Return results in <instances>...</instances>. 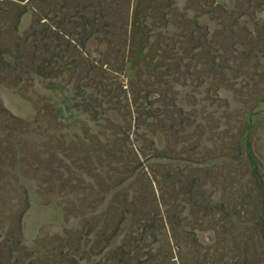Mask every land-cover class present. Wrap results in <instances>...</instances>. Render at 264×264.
I'll return each instance as SVG.
<instances>
[{"label":"rangeland","instance_id":"1","mask_svg":"<svg viewBox=\"0 0 264 264\" xmlns=\"http://www.w3.org/2000/svg\"><path fill=\"white\" fill-rule=\"evenodd\" d=\"M0 264H264V0H0Z\"/></svg>","mask_w":264,"mask_h":264},{"label":"trees","instance_id":"2","mask_svg":"<svg viewBox=\"0 0 264 264\" xmlns=\"http://www.w3.org/2000/svg\"><path fill=\"white\" fill-rule=\"evenodd\" d=\"M87 24H88V22L86 23V26H87ZM145 25L146 24H141V23H139V22H135V24H134V26H135V28H139V27H145Z\"/></svg>","mask_w":264,"mask_h":264}]
</instances>
